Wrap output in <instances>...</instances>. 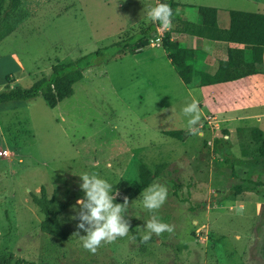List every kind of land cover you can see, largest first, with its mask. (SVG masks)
<instances>
[{
	"label": "rangeland",
	"instance_id": "1",
	"mask_svg": "<svg viewBox=\"0 0 264 264\" xmlns=\"http://www.w3.org/2000/svg\"><path fill=\"white\" fill-rule=\"evenodd\" d=\"M156 2L20 0L11 10L13 32L0 41V91L6 75L11 86L29 88L57 62L136 35L154 23L146 10ZM262 79L238 93L187 89L158 47L88 68L54 109L40 97L1 106L0 151L10 157H0V257L36 264H264V159L250 138L257 128L241 127L228 138L229 128L208 120L197 125L202 136L188 133L178 141L162 134L188 131L182 108L210 91L215 96L201 101L204 110L237 108L246 96L253 103L264 99ZM140 166L153 176L150 184L167 187L155 215L174 226L146 244L132 237L145 234L153 215L139 198ZM82 173L98 174L113 191L123 181L136 192L125 215L129 234L95 253L83 248L74 234L86 233L71 219L84 196ZM236 185L251 190L234 196ZM41 187L53 199L50 210L58 213L65 241L40 232L44 216L30 195H40Z\"/></svg>",
	"mask_w": 264,
	"mask_h": 264
},
{
	"label": "trees",
	"instance_id": "2",
	"mask_svg": "<svg viewBox=\"0 0 264 264\" xmlns=\"http://www.w3.org/2000/svg\"><path fill=\"white\" fill-rule=\"evenodd\" d=\"M159 2L168 3L173 11L171 30L167 31L161 38L163 49L166 51L167 59L174 68L179 79L184 84H190L194 78L199 79L200 86H210L221 83L236 81L248 76L258 74L257 64L262 63V54L264 50V15L250 14L243 12L230 11L228 26L221 29L217 24V10L208 7H197L198 19L195 23L182 21L175 18V11L178 4L175 0H160ZM20 6V0H0V41L13 32V21L11 20V10ZM157 23H151L143 27L136 35L127 39H122L112 43V45L100 48L83 57L65 62H57L51 67L50 74L41 77L29 88L11 86L14 82L10 76H4L5 87L0 91V107L10 102H24L35 98H42L44 103L50 109H54L61 101L73 95V86L83 79V72L88 68L103 63L118 61L128 55L140 53L149 45V42L157 38ZM174 32L186 33L192 36L203 38L210 41L231 42L250 46V61L245 59L243 49H229L225 61L219 63L218 69L214 75H208L194 70L190 62L193 60L194 52L191 49H182L170 36ZM189 131H166L162 134L181 141L183 136ZM229 136V133H225ZM251 140L257 144V151L264 159V134L259 129L250 131ZM153 176L143 166L139 169L140 188L148 187ZM236 185L233 187V195L237 196L245 191H250ZM119 193L115 203H123V198L127 197L130 202L136 192L126 183L120 181L115 189ZM32 203L39 209L44 216L40 223V232L48 237L65 241L68 234L61 225L58 213L50 210L53 199L48 198L44 187L40 188V195L31 194ZM133 239L140 244L141 237L136 232H132ZM149 240L148 242H151ZM147 242V243H148ZM36 264L22 260H15L13 255L1 256L0 264ZM40 264H53L49 262Z\"/></svg>",
	"mask_w": 264,
	"mask_h": 264
},
{
	"label": "clouds",
	"instance_id": "3",
	"mask_svg": "<svg viewBox=\"0 0 264 264\" xmlns=\"http://www.w3.org/2000/svg\"><path fill=\"white\" fill-rule=\"evenodd\" d=\"M147 17L157 23L158 30L167 31L172 27L173 11L168 3L157 0L154 6L149 7L146 12ZM182 115L187 118V129L191 135H203L197 126L201 120L199 103L192 100L182 108ZM80 190L84 193L82 198L76 200L73 211L76 215L71 217L79 220L76 225L78 230L86 233L80 236V231L74 235L82 241L85 250L95 253L102 243H113L118 238H123L129 234L130 224L125 215L128 212L129 201L123 198V203H115L119 193H115L112 185L98 174L82 173L78 176ZM142 204L145 209L153 213L145 223V234L141 237V243H147L152 235L160 236L164 232L172 233L174 226L165 223L155 213L164 205L168 197L167 187L157 180H154L140 194ZM134 238V237H133Z\"/></svg>",
	"mask_w": 264,
	"mask_h": 264
},
{
	"label": "crops",
	"instance_id": "4",
	"mask_svg": "<svg viewBox=\"0 0 264 264\" xmlns=\"http://www.w3.org/2000/svg\"><path fill=\"white\" fill-rule=\"evenodd\" d=\"M175 2L178 4L174 15L175 18L190 23L197 22V7H208L216 9L217 24L221 29H225L228 26V12L230 11L264 15V0H202V4H191L187 0H175ZM172 27L174 29L175 25H172ZM170 40L176 42L182 49H191L194 52V57L190 64L192 65L194 70L208 75H214L216 73L219 63L227 59L229 49H243L246 52L245 59L247 61H250L251 59V47L242 44L210 41L179 32L172 33L170 36ZM151 44L152 45L144 48L142 51L160 47L162 48L164 54H167L162 47L161 41H156L155 43ZM11 64L13 66L20 65L18 59H13L11 61ZM255 66L258 74L248 76L236 81L202 87L199 85V79L194 78L192 83H183V85L187 89L211 88L213 90V88H221L223 91H230L233 93L243 92L244 86L248 82H252V80H255L256 78H263L262 80L264 81V50L262 54V63ZM214 96L215 93L213 91H210L207 95L204 94L203 96H200V99L202 100H196L199 103L201 111L202 120L200 123H208V120L218 122L222 127L229 128V136H227L228 138L236 137L237 130H240L241 127L257 128L264 134V110H262L264 108V99L262 97L253 103L250 102V99L248 98V96H246L245 102H243V104L237 108H222L215 106L204 110L201 107L202 102H205L206 100L211 99Z\"/></svg>",
	"mask_w": 264,
	"mask_h": 264
},
{
	"label": "built area",
	"instance_id": "5",
	"mask_svg": "<svg viewBox=\"0 0 264 264\" xmlns=\"http://www.w3.org/2000/svg\"><path fill=\"white\" fill-rule=\"evenodd\" d=\"M157 31L159 33V36H157L156 39L152 40L151 43H153V41H161V38L163 37V34L166 32V31H161L162 33H160V30H157ZM0 157H7V158H9L10 157V153L7 152V151H5V150L0 151Z\"/></svg>",
	"mask_w": 264,
	"mask_h": 264
}]
</instances>
